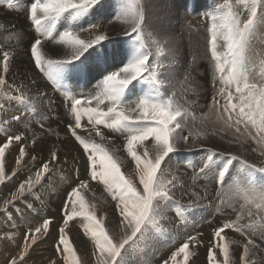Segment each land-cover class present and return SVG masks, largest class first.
Segmentation results:
<instances>
[{
	"label": "bare ground",
	"instance_id": "obj_1",
	"mask_svg": "<svg viewBox=\"0 0 264 264\" xmlns=\"http://www.w3.org/2000/svg\"><path fill=\"white\" fill-rule=\"evenodd\" d=\"M107 1L108 0H106V2ZM166 1L168 0H146V3L150 4L155 12L158 11H162V12H160L159 14V20L152 19V21H147V25L144 26L145 32L148 31L152 33V38L151 39L148 38L147 42L144 41L145 49L149 51L147 54L152 60V66L155 69L156 75L158 77L156 83H159L162 86L167 82H169L168 81L169 79L168 78L163 79V75H162L163 69L169 67V65H163L164 62H162L163 64L160 62L161 60H163L164 57L162 52L157 51L159 46L157 43H154V41L157 40L155 39L156 31H158L159 29L163 31L166 30V26L163 25L162 20L170 17L171 12L169 14L168 12H166L168 9L166 6ZM200 1L205 2L203 4V10L206 14L210 15L216 12L215 8L214 7L211 8L212 5L210 6L209 2H206L208 0H200ZM240 1L241 4L239 5L236 0H222L221 3L223 4L222 6L223 10L221 11L225 12V14L227 15L230 10L229 9L230 6L231 12L238 19L241 18L243 24V22H245L246 19L248 18L250 11L248 10L249 8L247 9V6L251 4V0H248L247 5L243 2V0ZM31 2L32 0H15V2H13L12 0H0V25H3V27L1 28L2 30H0V63L2 64L0 65L1 67H3L4 65L3 52L22 53L27 50H29L30 52V43L32 42L33 37L40 36V33H38L36 30L35 24L29 18V14L26 11V9L30 7ZM139 3L140 5H142V2L140 0ZM9 4H11L12 7H9ZM259 9H262L264 12V6H258V10ZM121 11L122 8H117L114 12L113 4H112L111 8L109 9L105 7L104 9L105 16L103 17H96L95 15L92 17H87V16L81 17V22L78 24L82 26L85 25L86 22H93V21L99 22L101 26L100 28L93 30L89 33L78 32L77 35L81 39L94 38L95 35L97 34L107 35L106 33L107 26L115 24L121 19H123V18H119V19L115 18L116 16L119 15ZM165 12L166 14L163 15ZM69 16L70 15L68 13H64L62 14L61 17H59L55 21V24L52 27V31L56 39L59 38V33L63 32L69 25L73 24L72 19H70ZM259 16L261 15H258V17ZM185 19L186 18L184 17V20ZM112 20H114V22H110V23L108 22ZM45 26H47V23L45 24ZM255 27H257V29L260 30L263 29L264 19L258 20ZM179 29H180L179 31L183 33L184 36L187 38V47H188L187 54L190 57L189 59L190 63H188L187 60V66L190 69H192L188 71V73L186 74L188 78V82L189 83L191 82L195 86L201 87V91L204 96L203 99L197 102L196 104L195 103L193 104L192 100H188L190 104V110L192 111L193 114V119L196 122L204 124V126L209 128H213L217 124H221V127H223L225 126L224 124H226L225 123L226 119L224 120V122H220L221 120L219 116L222 115V112L217 108L216 105H214L213 100H210L211 96L208 95L206 92V90L207 91H211V90L206 87H202L205 83H213L212 82L213 75L215 72L209 69L211 68V66L208 63V61H205L203 58L200 57H194L193 54L191 53V48H195L197 50V48L205 45L204 42H200L201 38L205 37V34L204 32L202 33L201 31L191 32L187 30V28H185L184 23L179 27ZM223 33L220 37L222 42L220 44L222 50H224V46H225ZM254 35L252 34V36ZM261 36H260V40H261ZM109 37H110V42L108 43V47L111 48L127 47V44L125 43L127 40L126 35H122L121 37H119V35L109 36ZM40 38L42 39L43 42V36H40ZM170 39L172 40L174 38L170 36ZM260 40L258 41L260 42ZM253 41H256L254 43L258 44L257 38L256 40ZM43 44L45 47L42 48V51L45 54L44 56L45 60L48 59L57 60V59L67 58L65 55L66 52L68 51L66 46L58 45L54 42H45ZM160 47H162V45ZM167 48L170 49L171 47L167 46ZM173 48L175 51V46L172 43V50ZM257 48L259 49V45L257 46ZM262 48L264 47L262 46ZM252 51L255 52L256 47L251 43L249 44L248 42L244 55ZM173 53L174 54L177 53V50L176 52ZM164 54L167 55L166 52H164ZM258 56H260V58ZM258 56H257L258 57L257 60H259L258 62H260L261 66L263 67L261 69H264V50L261 51V48H260V52H258ZM8 67L9 69L11 68V70L12 69L18 70L19 68L24 67L27 72L28 78L27 79L24 78L26 79V81L24 82V80H22L19 86L16 87L13 86L14 88L10 89L8 94L12 97H19L18 96L19 89L25 86L27 88L26 94H28V99L26 103L25 102L24 103L27 110L26 112H28V114L23 117V120L20 118V121H14L11 119V117L13 115H17L15 114L16 112L7 113L6 111H4L5 108L4 110H0V146H3V144L7 140V137L10 135L11 136L20 135L22 137V140L19 142L13 140L12 143L8 146V148L5 149V156L3 160H9L8 163L9 167L5 170L3 169V172L0 173V176H2V179H0V184H1L0 193L3 194L7 193V190L11 189L12 196L9 195L11 196V198L8 197H2V199L0 198V205L5 201H9L11 199L14 200L17 199L18 197L20 198V196L22 195L19 191L20 185L24 184L25 186L24 192L28 188L31 189L36 188L40 191L39 193L42 196L49 195L50 196L49 200H47L48 208L53 211L58 210L59 214L57 217H55L51 214L52 212L50 213V211L43 205L40 207L37 206L31 207L29 205H23L18 201L17 203H15L19 206L18 208H16L15 205H13L14 203L13 204L10 203L7 207V210L4 209L0 210V264H10V261L13 259L17 261V264H53V261L55 262V264H77V261L79 259L85 261V260H89V258H91L90 262L92 264H96V256L93 253H95L97 250L95 247V241L91 238V232L89 231L91 225L86 217L75 216L73 217L72 220L68 222V224L71 223L73 225L72 227L73 230H75L76 231L75 233L80 236H76L74 238L73 237L74 234L73 235L71 233L68 234L67 230L65 229L66 238L69 240L71 246L76 251L75 260L72 258V256L69 253H66L63 250L64 246L62 244L58 245V241L60 235L59 228L61 226L63 227L65 226L64 225L65 217L62 216L63 214L62 210L64 209V204L68 200V194L71 192L72 188L79 187L80 181L88 180L90 182L86 188L79 187L80 195L83 197L84 200H88V203L85 204V210L87 209V205L90 207L94 205L93 201H95L94 198L96 197H99V199L101 197L102 198L101 200H113L109 192L106 191L105 185L102 182H100L98 179L97 180L91 179L90 173L87 168V163H83L82 162L83 160L81 161L80 159L81 156L75 150V149L80 150L82 155L86 158L87 161V157L84 152V149L80 145V143L75 139V137L72 135V132L69 128V125L74 123V119L70 113L71 102L68 99L69 95L66 94L67 93L66 89L68 86V85L66 86V82L69 81V85L70 83L73 84L74 94H87V95H91L94 92L99 91L98 85L100 82L90 83L91 86H85L82 82L75 81L69 72H64L60 82L58 83L57 80H54L56 79L55 69L41 71L40 69L36 68L34 64V60L31 57V54L12 55V57H9ZM45 68H47L46 64H45ZM255 68L254 71L249 72L250 75L247 80L250 84H252V82L257 80V86L264 87V72L262 70V72L258 71V73H260L261 75H258V73L255 74ZM193 70L196 71L198 74L192 76ZM159 71H161V73H159ZM32 72H34V74H38L45 83V87L49 93L46 100L47 101L56 100L57 102L56 108L48 106V108L50 109L49 117H45L42 114H38L36 109H32L29 104V102L32 101V98H34V96H35V102L38 103L42 101L39 94V90H40L39 82L38 80L35 81L32 78L31 76ZM204 73H206L208 77L203 78ZM146 75H148L149 78H151L150 73H147ZM0 76H3V74L1 73V69H0ZM177 76L178 75H176V78ZM5 77L9 78L13 82H16V79L12 75H7ZM182 83H184V85L187 84L184 81H182ZM215 84L220 86L222 83L218 82V80L215 79ZM166 87H170V86H166ZM186 88L188 89L189 87L187 86ZM37 94L39 97L36 96ZM1 100L3 101L4 98H0V104L2 102ZM9 102L13 103V106L14 104H17L18 106L20 104L19 100H9ZM176 102L177 101H175V106L177 105ZM221 103L223 104L224 100H221ZM232 103L240 106L241 102L238 99V100H232ZM91 106L93 107L96 106L95 101L92 102ZM206 106L208 108V115H206L207 119H205L202 114L199 116L197 114V112L201 110L203 111ZM238 107L233 117H237L240 119L241 115L238 112ZM100 108L106 110L107 102L103 105H100ZM245 109L249 111L254 110V109H249L248 107H245ZM6 117H8V119L5 120ZM254 117L256 119L261 118L259 113H256ZM191 119L188 117L189 127H186L184 129L182 135H188L189 131L191 130L193 133V137H195L196 134H199L198 131L201 132L202 130H200L198 126H196L195 123H193L195 121L192 119L193 120L192 122ZM81 124H82V128L76 129L77 134L80 135L82 138H84L86 141L94 142L96 144L102 145L109 152V154L116 159L117 163L120 165L121 172L123 173L125 178L130 179L133 183H136L137 180L139 179V173L136 167V162L128 154L125 147L126 137L128 133L120 136L122 132H113L112 130L105 128L103 125H100L98 126V128L103 133L104 137H106V139L102 140L100 136L97 135L94 136L95 131L92 130L93 126L89 124L87 116L82 117ZM236 128L240 129L239 133L236 132ZM46 129H48V131ZM261 129H264V126H260V128H257L258 132L259 131L263 132ZM218 132H221L223 136H225V138L231 136L233 138H236L235 140H239L243 138L244 141H247V143L243 145L248 151L250 152L253 151L261 155V157L260 156L259 157L262 158V165L264 167V154H262V149H264V137L255 134L251 128L247 132V130L243 126L234 127L233 123H231V126H229V124H226L225 129H222V131L218 130ZM88 134H93V135H88ZM193 137L189 138L188 144L189 147L192 144L191 147L194 146L195 148L183 149L181 154L178 156L179 160L176 164L174 163V161H172V159H169V164H170L169 169L172 172L173 170L179 171L180 169H183L184 171L189 173L195 181L196 171H200V167L202 163L205 161L206 158L209 157V155L207 153L204 155H196V158L193 159V155H195V153L193 154L192 150L198 148L200 149L202 147L198 143L197 141L198 139H196L195 143L193 142ZM115 140L116 142L114 143ZM153 143L154 141L151 139V141H149L148 143V145H151V147H148V145L144 147L138 144L136 145L135 150L137 151L138 155L141 156H143V152L146 148L155 154V152L152 150ZM21 148L25 149V155L22 158L20 157ZM219 151L224 155L228 154V152H224V151L222 152L221 150ZM52 152H55L57 154L56 160L52 159ZM223 158L224 157L220 156L218 160ZM17 159L20 160L19 163H17ZM165 162H162V167L164 169L165 166L168 165ZM44 164L49 165L48 171H45L43 169ZM237 165L238 163L235 165V168L232 169V176L225 178L223 185L226 190V197L224 200H218L217 198L211 197L206 199L205 203H201L198 200H196V198H194L193 195H191L190 189L188 191H185V189H183L181 185H178V188H175L176 190L174 193L175 199L181 196L182 200L187 203L185 205L184 210L177 212L178 213L177 218L184 226L182 234L171 236L166 231L164 233L162 229H161L162 232L158 231L157 229L155 230V233L153 235L148 237L146 242H145V238L141 237L140 241L137 242L136 245H133L131 248H129L130 250L134 251V253L130 255L127 254L128 256L125 257L126 260L129 261V264H165V261H167V264H222L223 255L221 254L220 249L218 247H216L217 248L216 251L212 250L215 253V261L214 262L209 261L208 259V250L210 247L212 248V245L209 242L213 240V233L211 232V230H214L217 226L222 224L226 219L236 220L237 217L241 218L240 222L242 224L254 225L253 230L256 232V236L253 238L256 240V243L260 245V248L259 250H256L257 252L255 253V256L251 255V264H261V262L264 261V241L260 239L259 234L262 231H264V228H262L261 226H256L255 222L259 220L264 223V199H261L259 197L260 195L258 196L256 194V191L253 192L254 196L250 195V202L252 203V205H254L253 206L254 214L250 215V206L249 203H247L248 202L247 190L245 188L247 183H241L240 180L238 179L240 176L238 177L234 176L237 171ZM16 169L17 172H15ZM38 173L39 176L37 175ZM29 174L32 176L30 180L27 179L26 177V176H30ZM44 175L50 181L51 184L48 181H44V185L43 186L40 185L38 179L43 178ZM178 177L179 179L180 178L189 179L182 176H178ZM196 178L199 180L197 184L203 185L205 182H210V183L216 182V180L212 178L211 172H209L207 176H199ZM28 181H30L31 183L30 184L27 183ZM230 182H233V184H237V185H235L234 188H232V186L228 184ZM136 184H138V182ZM206 189L209 190L208 187H206ZM53 197H56L57 201L53 199ZM190 201L193 202V206H189ZM101 204H103L104 205L103 207H105V204L103 202ZM73 207H75L76 211H81L80 204L76 200L75 196L72 197V202L69 203V213L71 212ZM99 210L101 209L99 208ZM190 211H192L193 213L190 216H188L186 219H183L184 214L190 213ZM113 212L116 214V216L119 215V211L118 209H116V202L113 203ZM9 213H13L14 217L10 218ZM212 217H216V219L214 220L212 219ZM98 218L99 220H102V224L110 236L125 235L122 229L118 227L119 224L118 225L113 224L114 222L108 224V220H110L111 218L109 216H106L104 212H101ZM45 219L53 223L51 228L48 227L47 231H45L42 227ZM175 219H176V214L171 211V216L169 220L170 228H175L178 225V222ZM254 219L257 221H252ZM20 225L22 226L20 227ZM37 227L41 228V232L35 233V229ZM225 231L226 233H228L229 241L234 240V233H233L234 229H226ZM26 234H28L30 237L34 234L35 243L31 238L27 241V243H25L24 237ZM8 235L10 237H8ZM165 235L169 239H166ZM189 236H196L197 239L201 241L199 244L196 245L204 246L208 248H206L205 250H201L199 248H192L193 250L194 249L198 250L199 252H201V254L188 255V259L187 261H185L184 253H179L178 255H176L175 261H173L171 259L173 255L172 252L175 250L176 251L179 250L183 246L182 240L187 241ZM198 236H201L202 238H199ZM243 239L245 240V237H243ZM171 243H174L175 245L173 244L171 245ZM219 243L221 245L229 244L231 264H242V262L240 261V256L243 254V245L231 244L230 242L224 240L219 241ZM57 246H59V248L61 249L60 251H57ZM22 253H24L23 260H21ZM188 253L190 252L188 251ZM92 258L94 260H92Z\"/></svg>",
	"mask_w": 264,
	"mask_h": 264
},
{
	"label": "snow or ice",
	"instance_id": "obj_2",
	"mask_svg": "<svg viewBox=\"0 0 264 264\" xmlns=\"http://www.w3.org/2000/svg\"><path fill=\"white\" fill-rule=\"evenodd\" d=\"M247 4L248 0H243ZM106 0H32L30 7L26 9L29 18L36 26V30L43 36V42L40 36L33 37L30 43V54L34 60L36 68L41 71L52 70L56 71V80L59 83L64 72L71 71L80 75H87L93 70L98 71L103 79L100 81L99 91L91 95L82 94V99L86 104L82 103V99L76 98L74 95H69L68 99L71 102L70 113L74 119V123L69 125L72 135L83 147L87 157V168L92 180H99L105 185L106 191L109 192L112 199L116 201V209L120 214L119 228L122 229L125 235L117 239L110 236L107 230L94 212L85 210V202L80 195L79 187H87V181H80L79 187L72 188L68 194V200L64 204V225H67L75 216H84L90 222L91 238L95 241L96 264H129L125 254L129 248L136 245L141 237L145 238L155 233V230L161 228L162 223L167 220L165 208L168 207L167 202L171 201L174 196V189L179 182V177L176 173L169 170L166 173L162 167V162L170 157V154L177 151L180 140L188 144L189 138L193 137L190 130L188 135H182L184 129L189 127V121L186 119L188 110H181L180 107L172 109L170 101L163 99L155 100L151 97L142 98L136 107L124 104V96L126 90L131 91L137 84L143 87L145 85L155 86L158 79L156 71L152 66V60L145 51V36L152 38V33H146L144 30L145 17L140 6L139 0H113L114 12L117 8H122V11L115 18H123L125 23L131 25V33H126L127 47L113 48L108 50L110 37L105 34H97L94 38L81 39L77 32L89 33L100 28V23L86 22L85 25L74 23L69 25L63 32L59 33V38L53 34L52 25L64 13H68L73 17H103L105 16ZM264 6V0H251V7L248 18L241 25L239 19L231 12L227 15L212 16L213 23L211 24V51L214 61L215 72L224 73L225 67L220 62L219 54L217 53V37L218 28H226L227 41L226 56L231 57L230 61H225L228 64V75L225 79L222 75L221 81L226 85L235 84V92L239 94L240 106L239 113H244V108L254 109L258 111L262 120H264V87L250 84L246 76L245 66V50L248 45L250 36L260 19H264V13L258 17L257 7ZM9 7H12L9 4ZM187 7V5H186ZM219 20L218 25L215 21ZM47 23V26L45 24ZM3 25H0L2 28ZM161 39H167L162 37ZM54 42L58 45L67 47L65 59L45 60V54L42 51L43 43ZM154 43H157L154 41ZM158 52L163 49L158 48ZM9 53H3L4 72L8 71ZM45 64L47 68H45ZM115 69V70H113ZM147 73L151 74L149 78ZM51 74V72H50ZM215 75H213V84H215ZM5 85V80L0 77V86ZM11 87V85H9ZM0 96L8 100L23 101L26 97H12L7 92L0 91ZM219 97H224V103H221ZM214 105L226 115V124L231 126V123L239 124V119L233 121L232 117L236 113L237 105L232 103L233 94L227 92L224 88L212 97ZM95 101L96 106L93 107L92 102ZM107 102L106 110L100 108ZM79 106V107H78ZM4 105L0 104V110H3ZM87 116L89 124L93 126V131L102 140L106 139L98 126L103 125L105 128L113 132H127L126 150L132 159L136 162V167L139 173V183L142 185V191L138 190L136 185L126 179L121 172L120 165L116 159L100 144L86 141L77 134L76 129H81V119ZM12 120H20V116L13 115ZM240 129L236 128L239 133ZM264 137V132L260 133ZM200 134L193 137V142L199 138ZM154 141L152 150L155 152L154 159L148 158L149 152L146 148L143 156L138 155L136 145H142L144 141L149 139ZM15 140H22L20 135L8 136L3 146H0V173L3 172V159L5 149ZM238 143L246 144L247 141H239ZM250 146V145H249ZM264 154V149H262ZM25 155V149H20V157ZM217 153H213L210 158H206L200 167V173L207 175L212 173V178L219 184L223 185L226 177L232 176V169L237 163L241 164L245 170L259 172L264 174V167L257 168L254 164H249L246 159L240 155L228 153L223 159L216 160ZM34 159V157H33ZM52 159H57V154L52 152ZM20 160L17 159V163ZM43 169L49 170V165L44 164ZM39 176V173L37 174ZM2 179V176H0ZM250 192H255L257 187L261 189L260 198L264 199V178L258 182L251 175L247 176L246 181ZM27 183H31L28 181ZM25 190L24 184L20 185V193ZM194 195H196L194 193ZM75 196L80 204L81 211H76L75 207L69 213V203L72 202V197ZM201 197L196 195V200ZM10 201H5V205ZM189 206H193L190 201ZM94 208V205H92ZM240 217L236 220L226 219L222 224L213 230V240L209 243L212 247H218L223 255L222 264H231L229 244H220L219 241L224 240L226 229H234L245 237L243 244V254L240 256L242 264H251V255H254L256 250H259L260 245L253 238L256 232L253 230L254 225L242 224ZM50 221L45 219L43 229L48 230ZM41 232V228L37 227L35 233ZM58 245L64 246V251L69 253L72 258L76 259V251L71 246L66 238L65 227L59 228ZM260 239L264 241V231L260 234ZM35 241V235L31 237L26 234L25 243L29 239ZM201 241L196 236H189L187 242L179 249V253H184V259H188V249L190 244H199ZM231 244H238L239 241L231 240ZM61 249L57 246V251ZM21 255V260H23ZM178 253H174L171 257L173 261ZM209 261H215V253L210 247L208 250ZM10 264H17L15 259L10 261ZM53 264L55 262L53 261ZM78 264V262H77ZM167 264V261H165ZM264 264V261L261 262Z\"/></svg>",
	"mask_w": 264,
	"mask_h": 264
},
{
	"label": "rangeland",
	"instance_id": "obj_3",
	"mask_svg": "<svg viewBox=\"0 0 264 264\" xmlns=\"http://www.w3.org/2000/svg\"><path fill=\"white\" fill-rule=\"evenodd\" d=\"M140 1L142 2V5H140V6L142 7V11H143V14H144V17H145V25H147V21H152V19L153 20H159V14L162 11L155 12L153 10V8L151 7V5L146 3V0H140ZM221 1L222 0H214V1L213 0H208V1H206V2H209V5L210 6L212 5L211 8L214 7L215 10H216L215 13L210 14V15H208V14H206L204 12V10H203V4L205 2H201L200 0L199 1L198 0H196V1L195 0H190V1L189 0H168V1H166V6L168 8L166 12H168V14L171 12L170 13V17L162 20L163 25L166 26V30L163 31V30L159 29L158 31H156L155 39H157V40H155V41L156 42L158 41L157 44H158L159 48L163 49V51H161V52H162L164 58L160 62L161 63L164 62V64L162 63L163 65H169V67L164 68L163 69V72H162L163 79L168 78L169 79L168 80L169 82H167L163 86L161 84H159V83H156L155 86H153V85H145L143 87V90L141 88V85L137 84L136 87L134 89H132L131 91L126 90L125 96L123 98L125 105H131L132 107H136L138 105L140 99H142V98H148V97H151V98H153L155 100L163 99L165 101H170V103L172 102L171 103L172 109H176L177 107H180L181 110L187 109L188 110V115H187L186 119L188 120V117L190 119L191 118L193 119V114H192V111L190 110V104H189L188 100H192V103L193 104L194 103L196 104L197 102L201 101L204 96H203V93L201 91V87L195 86L191 82L190 83L188 82V78H187L186 74L188 73V71H190L192 69H190L187 66V60H188V63H190L189 62L190 57L187 54V49H188V47H187V38L184 36L183 33H181L179 31L180 30L179 27L184 23L185 28H187V30H189L191 32H199V31H201L202 33L204 32L205 37L201 38L200 42H204L205 45L197 48V50L195 48H191V53L193 54L194 57H200V58H203L205 61H208V63L211 66V68H209V69L212 70L213 72H215V70H214V61H213V58H212L211 44H210L211 36H212V32L210 31V29H211V24L213 23L211 17L212 16H222V15H226L225 12L221 11V10H223V7H222L223 4L221 3ZM236 1H237V3L239 5L241 4L240 3L241 2L240 0H236ZM112 4H113V0H108L106 2V6L105 7H107L109 9V8H111V5ZM146 5H148V6H146ZM186 5H187V7H186ZM246 5H244V6H246ZM250 7H251V4H249L247 6V9L249 8L248 9L249 11H250ZM166 12L163 15H165ZM199 12H201V13H199ZM257 13H258V15H261L264 12H263L262 9H259L258 10V7H257ZM69 17H70V19H72L73 24L74 23H80L81 22V17H73V16H69ZM184 17L186 18L185 20H184ZM239 21L242 24V19L241 18L239 19ZM108 22L109 23L110 22H114V20L108 21ZM215 23H217L219 25L221 22L219 20H217V21H215ZM193 25H194V28H193ZM52 27H53V25H52ZM195 29L198 30V31H196ZM0 30H2V29L0 28ZM253 31L255 33H258L260 36L261 35L262 36H261V40H260V36L258 34H255L254 32L252 34L253 35L255 34L257 36H255V35L252 36L251 35L253 38L250 36L249 44L251 43V44H253L256 47L257 53H256V51L255 52L252 51V52L247 53L248 55L247 54L244 55L245 56V66H246V76H247V79H248V77L250 75L249 72L254 71L255 66H256V68H255V74L258 73V71L259 72L260 71L262 72V70L264 72V69H261L263 67L261 66L260 62H258L259 60H257L258 57L260 58V56H258V52H260V48H261V51L264 50V48H262V46L264 47V28L260 30V29H257V27H255V29ZM226 32H227V29L226 28H218L217 49L216 50H217V53L219 54L220 62L225 67V72L224 73L215 72L214 75H215V78L218 80V82L222 83L221 85L219 84L221 87L218 86V85H216V84H213V83H205L202 86V87H206V88H208V89L211 90V91H207L206 90L207 94L211 96V99L210 100H212V97L214 95H216L221 88H224L225 94L227 92H231L233 94V100H238L239 99L238 98V96H239L238 93L235 92V84H232V85L229 86V85L224 84L221 81V79H220V77L222 75L224 76L225 79L227 78V75H228V71H227L228 64L225 63V61H230L231 60V57H228V56L225 55L226 52H227V41L225 39V37L227 35ZM106 33H107V36H118L119 35V37H121L122 35H126V33H131V25L128 24V23H125L124 19H121L120 21H118L115 24L108 25L107 26V32ZM146 33H150V32L147 31ZM222 33H223V38H224V41H225L224 50L221 49V45H220L222 43L221 42V39H220ZM170 36L173 37L174 39L171 40L170 39ZM162 37H167V39H161ZM254 37H255V39H254ZM256 38H257L258 44H255L254 42H256V41H253V40H256ZM147 40H148V37L145 36V41L147 42ZM258 40H260V42ZM172 43L175 46V51H174V48L172 50ZM161 45H162V47H160ZM166 45L168 47H171V48L170 49L167 48ZM256 45L257 46L259 45V49L257 48ZM44 47L45 46L43 44V48ZM112 49L113 48L108 47V50L109 51H111ZM176 50H177V53L174 54L173 52H176ZM145 51L147 53L149 52L147 49H145ZM164 52H166L167 55H165ZM8 53H9V57H12V55H14V54H16V55H19V54H29L30 55L29 50H27L25 52H22V53L21 52L20 53H18V52L17 53L8 52ZM158 59H159V57H158ZM0 65H2V64L0 63ZM247 66H248V68H247ZM0 69H1V73L3 74V76H0V77H2L3 79L5 78L4 79L5 80V85L4 86H0V91H3V92H6L7 91V93H9L10 89H13L16 86H19L20 85V82L22 80H24V82H25L26 79L28 78L27 77V72H26V70H25L24 67H21L18 70H13V69L11 70V68L9 69V67H8V71L7 72H4V65H3V67L0 66ZM257 69H259V70H257ZM256 70H257V72H256ZM65 72H69L70 75L72 76V78L75 81H80L85 86H91L90 83H98V82H100L103 79V76L98 71H96V70H93L89 74L84 75V79H82V75H80L78 73L71 72V71H67V70ZM32 73L34 74V72H32ZM159 73H161V71H159ZM195 74H198V73L193 70L192 71V76L195 75ZM7 75H12L16 79V82H13L9 78L5 77ZM176 75H178L177 78H176ZM258 75H261V74L258 73ZM204 77H208L206 73H204L203 78ZM24 78H26V79H24ZM54 80H56V79H54ZM182 81H184L187 84L184 85V83H182ZM252 84H256L257 85V80H255L254 82H252ZM9 85H11L12 87H9ZM67 85H69V81L66 82V86ZM166 86H170V87H166ZM187 86L189 87L188 89L186 88ZM26 93H27V88L25 86H23V87H21L19 89L18 96L19 97H21V96L26 97V99H24L22 102L20 101L19 106L17 104H14V106H13V103H10L8 99H5L4 97L0 96V98H4L3 101L1 100L2 101L1 104L4 105V108H5V110H4V108H3V110L6 111L7 113L16 112L15 114L19 115L20 118L23 120V117L28 114V112H26L27 110H26V107H25V103H26V101L28 99V94H26ZM36 96L39 97L38 94ZM219 98L221 100H224L225 99L224 97H219ZM175 101H177L176 102L177 103L176 106H175ZM23 103H24V105H23ZM29 104H30V106H31L32 109H36L37 113L38 114H41L40 111H39V109H38V107H37V102H35V96H34V98H32V101H30ZM238 106L239 105H237V107ZM14 108H15V110H14ZM236 111H237V109H236ZM238 112H239V107H238ZM197 114H198V116L202 114L203 117L205 119H207L206 118V115H208V108H207V106L204 108L203 111L201 110V111L197 112ZM219 118L221 120L220 122H224V120L227 119L226 115H224V114H222L221 116H219ZM6 119H8V117H6L5 120ZM237 119H239V118L232 117V120L233 121H235ZM193 120H192V122H193ZM239 120L241 121L239 124L233 123L234 127L243 126L247 130V132H248L251 127H249L248 125H245L244 122H243V120H242V118H240ZM18 121H20V120H18ZM193 123H195V125L198 126V128L200 130H202L201 132L198 131L199 134H200V136H199V138H197L198 139L197 140L198 143L202 147L200 149L198 148V149H193L192 150L193 151V154L195 153V155H193V159L196 158V155H204L206 153L209 155L208 158H210L213 153L205 152L203 150V148H206L207 147V149H212V150H215L217 152H220L219 150H221L222 152L224 151V152H228V153L240 155L243 159H246L249 164H254L257 168L263 167V165H262V158H260L261 155L259 153H255L253 151L252 152L248 151L245 148L244 145H242L241 143H238L237 140H235L236 138H233L231 136L228 137V138H225V136H223V134L221 132H218V130L222 131V129H225L226 124H224L225 126H223V124H222L223 127H221V124H217L215 127L209 128V127L204 126V124L198 123L196 121L193 122ZM260 126H264V124H261ZM46 130L48 131V129H46ZM257 132H258V130L254 131V133L259 136L260 133H261V131H259L258 133ZM124 134H127V132H122L120 134V136H122ZM88 135H93V134H88ZM94 136H96V134ZM149 141H151V139H149L147 141H144L143 144H142V146H144V147L147 146L148 143H149ZM182 141L179 142L177 151H175L172 154H170V157L169 158H166L167 161L165 163L168 164V165L165 166V171L166 172H169V170H170L169 169V166H170L169 159H172V161H174V163L176 164L178 162V160H179L178 156L181 154V152H182L183 149L195 148L194 146L191 147L192 144L189 147V144H184V141L183 142ZM239 141H244V139L241 138V139H239ZM115 142H116V140L114 141V143ZM148 147H151V145H148ZM75 150L81 156L80 157L81 161L83 160L82 162L83 163H86V158L82 155L81 151L80 150H77V149H75ZM148 152H149V157L148 158H154L155 157L154 156L155 154L152 153L149 149H148ZM219 157L220 156L217 155L215 157V159L218 160ZM8 163H9V160H3V169L4 170L9 167V164ZM245 171L247 172L248 170H245L243 168V166L238 163V165H237V171H236V174L237 175L235 174V176L236 177L240 176L238 179L240 180L241 183H246L245 182L246 181V178H243L244 175H245ZM15 172H17V169L15 170ZM173 172L176 173L178 176H182V177H185V178H189V179L180 178L179 179V182L177 183L176 188H178V185H181V187L183 189H185V191H188L190 189L191 190V195H193L194 198H196L195 197L196 195H199L201 197V199L198 200L201 203H205L206 202L205 200L208 199V198H211V197L212 198L213 197L214 198H217L218 200H224L225 197H226V190L224 188V185H220L217 181L215 183L205 182L203 185L202 184H197V182L199 180L196 177H199V176H207V175L201 174L200 171H196V177L194 176L196 182L194 181V179L192 178V176L189 173H187L186 171H184L183 169H180L179 171H174L173 170ZM26 177L29 180H30V178H32L31 175L30 176H26ZM40 179H38V181H39V183H40L41 186L44 185V181H48L50 183V181L45 177V175H44L43 178H40ZM138 180H137L138 184H136L137 182L134 183V184L137 186V189L138 190H141L142 191V187L143 186L140 185V183H139ZM86 181H87V185H88L90 182L88 180H86ZM257 182H259V181H257ZM228 184H230L232 186V188H234V186L237 185V184H233V182H230ZM139 186H140V188H139ZM247 186L248 185L246 184L245 188L247 190V198H248V202L247 203H249V206H250V215H253L254 214V209H253V206L254 205H252V203L250 202V195L254 196V193L253 192H250L249 191V186L248 187ZM206 187H208L209 190H207ZM215 189H217V190H215ZM258 190H260V191H258ZM173 191L175 193L176 190L174 189ZM39 192L40 191L38 189H36V188H32V189L31 188H28L20 196L21 199L18 197L19 199L18 198L17 199H14V200L11 199L9 201H10L11 204L14 203L13 205H15L16 208L19 207L17 204H15V203H17V201L20 202L23 205H29L31 207H34V206L40 207V206L43 205L44 207H46L50 211V213L52 212L51 214L53 216L57 217L58 214H59V211L58 210H55V211L50 210L48 208V206H47V200H49V197L50 196L49 195L48 196H42ZM260 192H261V189L259 187H257L256 194L258 196L260 195ZM194 193L196 195H194ZM4 194L3 193H0V198L1 199H2V197L11 198V196H12L11 189L7 190V193H4ZM9 195H11V196H9ZM35 196H36V198H35ZM173 197L174 198L171 201H168L167 202L168 207L165 208V210H166L165 211V214L167 216V220H165L162 223V226H161V228L158 229V231H161V229H162L164 231V233L166 231L169 235L176 236V235H181L182 232H183V228H184L183 224L177 218V216H178V213L177 212L184 210L185 209V205L187 203L182 200L181 196L177 197L176 199H175V196H173ZM53 199H55L57 201V198L56 197H53ZM101 199H102L101 197H100V199H99V197L94 198V200H95V201H93L94 208L87 205V209L86 210L87 211H90V212H94L95 215H96V217H97V219H99L98 217H99L100 213L101 212H104L106 216H109L111 218L110 220H108V224H111V223L114 222L113 224H117L118 225L120 223V219H121L120 214L118 215L119 216L118 217L113 212V203H115L116 201H114V200H101ZM100 201H102L105 204V207H103L104 205L101 204L102 202H100ZM29 202L32 203V204H30ZM84 202H85V204H87L88 203V200H84ZM9 204L5 205V202L4 203H1L0 210H2V209L7 210V207H8ZM110 204H112V205H110ZM200 205H198V206H200ZM99 208L101 210H99ZM171 211L176 214V219L175 220L178 222V225L175 228H170V226H169V220H170V216H171ZM56 213H57V215H56ZM62 213L64 214V209L62 210ZM192 213L193 212L190 211V213L184 214L183 219H186ZM63 214H62V216H64ZM9 216H10V218H13L14 217V214L13 213H9ZM212 219L215 220L216 217H212ZM117 220L119 221V223H118ZM100 221L102 223V220H100ZM252 221H257V220L254 219ZM258 221L255 222V225L256 226H261L262 228H264V223L261 222V221H259V222ZM52 224L53 223L50 222L49 228H51ZM57 224H58V222H57ZM21 226L22 225H20V227ZM64 227L67 230L68 234H70V233L72 235L74 234L73 235L74 238L76 236H80V235H78V234L75 233L76 231L73 230V228H72L73 225L71 223H69L68 225H65ZM179 229L181 230V232H180ZM176 230H177V232H176ZM211 232L213 233V230H211ZM233 233H234V240L239 241L240 243H238V244L243 245L244 242H245V240L243 239V237L241 236V234L240 233H236L235 231ZM8 237H10V236L8 235ZM43 237H46V236H43ZM114 237L117 238V239L122 238V236H120V235H115ZM198 237L199 238H202L201 236H198ZM165 238L166 239H169L166 235H165ZM224 241L230 242L229 239H228V233L225 235ZM182 242L185 243L187 241H183L182 240ZM34 243H35V241H34ZM79 243H81V242H79ZM172 244L175 245L174 243H171V245ZM192 245L193 244H190L189 245L190 247H189V249L187 251H189L190 253H188V255H193V254H198L199 255V254H201V252H199L196 249L193 250L192 248H199L201 250H205L206 248H208V247L199 246V245H196V244L193 245V246ZM216 249H217L216 247H212V250L213 251H216ZM256 252L257 251H255V253ZM132 253H134V251L129 249L128 252L125 254V257H127L128 255H130ZM172 253L173 254L174 253H178L179 254V250H177V251L175 250ZM255 253H254V256H255ZM92 260H94V259L92 258ZM90 261H91V258H89V260H85V261L79 259L77 262H78V264H92Z\"/></svg>",
	"mask_w": 264,
	"mask_h": 264
}]
</instances>
